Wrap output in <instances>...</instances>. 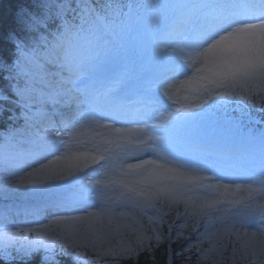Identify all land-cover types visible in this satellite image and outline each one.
Wrapping results in <instances>:
<instances>
[{
    "label": "snow or ice",
    "instance_id": "obj_1",
    "mask_svg": "<svg viewBox=\"0 0 264 264\" xmlns=\"http://www.w3.org/2000/svg\"><path fill=\"white\" fill-rule=\"evenodd\" d=\"M37 5L18 16L29 39L10 37L17 54L3 99L14 108L0 106L12 122L0 169L15 179L0 192L34 199L25 217L51 219L0 229V264H138L193 235L175 256L264 264V164L238 167L212 144L264 150V0L173 5L180 18L164 29L137 0ZM129 48L153 75L126 103V78L112 73ZM236 180L251 182L223 183ZM73 212L82 214H59Z\"/></svg>",
    "mask_w": 264,
    "mask_h": 264
},
{
    "label": "rangeland",
    "instance_id": "obj_2",
    "mask_svg": "<svg viewBox=\"0 0 264 264\" xmlns=\"http://www.w3.org/2000/svg\"><path fill=\"white\" fill-rule=\"evenodd\" d=\"M178 0H161L160 1V8L162 7V16L158 22V26L160 28H166L171 26L174 22H176L181 15V11L177 8L172 7L173 5H178ZM189 2H192V0H189ZM188 2V3H189ZM164 7H167L168 13L164 15V12L166 9ZM163 47V45L161 46ZM132 55L134 56L133 65L129 66L127 64L126 59H121L117 65L119 68L117 70H113L112 75L117 76L118 73H122L126 78V84L124 89L122 90V98L124 101L128 99L131 94L136 93L137 88H145L146 85H148L152 79L153 70L147 60L143 59L141 56V53L139 49L133 48L132 49ZM123 64H126L129 66L130 69L125 71ZM199 66V65H197ZM12 69V66L10 67ZM194 69H189L187 75H192ZM185 77H180L179 79H184ZM1 98V96H0ZM169 103H172L171 101ZM175 107V105H173ZM23 124V121L19 123L20 127ZM1 141V140H0ZM213 146L217 148L218 150L229 154L231 160L236 159L237 161L234 163L238 167H243L244 164L247 162L254 160L251 167L259 168L261 164H264V150H262L259 146H251V148L246 150L245 144L237 143V142H228L223 139H218L214 142H212ZM4 148V138L2 139V142H0V150H3ZM237 151H245V155H242L240 157H235L236 154L232 153V150ZM253 151L260 152L261 156L257 157V159H254L255 155H253ZM49 159H52V157H49ZM46 162V161H45ZM201 175H211V173H201ZM15 179L14 175H9L8 172H5L4 170L0 169V186L4 185L8 181H11ZM251 181H223V183H250ZM209 196L213 195H221V193H208ZM225 198L232 199L233 196L231 194H223ZM241 195H245L244 193H237L235 195V198H239ZM36 201L32 199L31 197L22 194L20 191H12L5 194L4 192H0V229L8 228L11 230L13 227H36L38 224H46L48 222V219H51V216H47V219L44 218H34V217H25L23 214V210L25 208L31 207L34 205ZM182 207V206H181ZM91 210V209H89ZM60 215H80L82 213H59ZM47 215V214H46ZM35 220V223H29L26 221H32ZM178 223H183V221H179ZM52 227H57L56 225H53ZM186 230V229H184ZM203 231V229H201ZM195 242V241H194ZM193 242V243H194ZM205 247H208L207 241H205ZM210 260H213L212 255L209 256ZM215 259H219V257H215ZM17 260V259H14ZM13 261V260H11Z\"/></svg>",
    "mask_w": 264,
    "mask_h": 264
},
{
    "label": "trees",
    "instance_id": "obj_3",
    "mask_svg": "<svg viewBox=\"0 0 264 264\" xmlns=\"http://www.w3.org/2000/svg\"><path fill=\"white\" fill-rule=\"evenodd\" d=\"M138 1V0H137ZM21 10L38 11L37 0H0V106L6 108L11 112L14 108V98L11 100H4V96L12 97L11 90V73L10 68L16 58V48L13 39L10 38L15 35L21 40L29 39V34L24 31L22 25L18 20ZM7 77V78H6ZM18 121L15 123V127L19 126ZM12 125V122L6 119H0V140H2ZM185 236L188 235V230H183ZM185 237H180L179 242L174 241L171 249L167 243L160 246L155 251V259L152 257H141L138 264H169L170 255L172 256L171 264H197V258L194 254L191 259H182L179 256H175L174 253L182 252L183 248L187 247L188 243L195 241V236L190 237L186 242ZM59 264H72L69 257H58ZM4 264H34L33 261L13 260L5 261ZM200 264H214L211 260H203Z\"/></svg>",
    "mask_w": 264,
    "mask_h": 264
}]
</instances>
